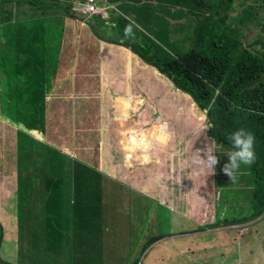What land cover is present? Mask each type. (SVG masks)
<instances>
[{
  "label": "trees",
  "instance_id": "obj_1",
  "mask_svg": "<svg viewBox=\"0 0 264 264\" xmlns=\"http://www.w3.org/2000/svg\"><path fill=\"white\" fill-rule=\"evenodd\" d=\"M75 1L84 0H0V172L4 164L12 163V177L17 167V174L23 176L31 160L33 174L25 175L35 182L43 177L49 185L54 180L55 187L57 178L48 172L49 159L63 153L72 160L74 191L78 185L87 188L86 198L99 203L93 192L98 187L94 188L95 179L100 182L108 175L115 179L128 171L124 154L108 151V141L116 122L114 118L121 119L114 96L125 91L130 61L141 59L143 65L162 73L160 82L153 76L149 78L150 83L160 87L152 103L159 106L165 118L177 124L179 143L183 148L187 146L190 153L205 149L212 142L226 145L225 137L237 128L253 134L255 160L250 166L251 187L246 190L244 187L245 194H235L236 206L231 205L220 222L240 224L261 218L264 215V0H170L182 7L176 12L174 23L166 20L165 12L158 9L152 18L150 11L143 13L150 23L146 32L134 24L145 37L141 44L146 46V53L114 38L112 28L119 27L117 22L124 30L123 23L127 22L124 15L111 12L107 20L101 16L82 19L72 11ZM110 45L130 47L134 54L127 56ZM135 66L138 68L134 74L140 80L141 73L147 70ZM97 77L103 81L101 96L91 105L83 103V97L92 95L93 79ZM142 77L145 78L142 82H148ZM216 89L219 95H215ZM67 91L76 92L83 101L75 103L73 108L80 111L76 126L69 122V108L63 102L62 95ZM151 112L150 109L149 116L143 119L148 126L152 122ZM125 120L130 121L128 117ZM29 143L47 146V156L45 151L44 154L48 169L45 167L38 175V152L34 145L36 158L32 161ZM168 143L173 141L168 139ZM215 155L218 162L213 172L209 174L205 169L208 173L200 174L202 180L213 174L228 179L225 173L217 174L218 167L227 162V156L222 152ZM243 169L244 166L240 171ZM10 172L9 167L5 175ZM147 173L148 170L140 169L134 174L142 178ZM240 178L238 175L237 181ZM149 183L152 194L151 189L154 187L156 192L157 184L152 180ZM137 187H140L138 182ZM196 196L191 195L193 202L207 201L204 195L198 199ZM35 199L41 202V191ZM96 209L95 223L106 215L103 207ZM124 222L131 225L128 220ZM18 232L14 228V236ZM6 238L8 241L7 229L0 224V250ZM156 240L153 238L150 245L147 242L145 250ZM224 242L228 246L229 237ZM161 250L167 253L163 245ZM157 253L150 250L143 264H154ZM224 254L221 252L220 256ZM166 261L167 257L161 258V262ZM0 264L9 263L2 260Z\"/></svg>",
  "mask_w": 264,
  "mask_h": 264
},
{
  "label": "rangeland",
  "instance_id": "obj_2",
  "mask_svg": "<svg viewBox=\"0 0 264 264\" xmlns=\"http://www.w3.org/2000/svg\"><path fill=\"white\" fill-rule=\"evenodd\" d=\"M97 1L103 9L108 6L106 2L108 0ZM109 1L114 6L107 11V15H110L111 12L124 15L127 22L123 25L131 24L134 32V38H124V31L120 28L121 24L117 22L119 27L112 28L114 38L125 42L129 46L134 45L133 47L136 50H142V53H146V46L141 44L145 37L139 34L135 25L141 31L146 32L148 30L150 23L147 15H143V13L150 11V18H152V15L155 16V10L160 9L165 12L163 14L164 18L170 23H174L176 12L182 8L180 5L176 6L170 0ZM102 10L100 11L102 12ZM134 41L140 44L134 43ZM112 47L125 52L127 56L134 54L130 51V47L119 45ZM130 62L132 66H130V69L128 68L127 75L125 74V91L119 96H114L115 105L121 112V119L114 118L116 122L113 123L111 137L108 141V151L111 150L114 153L121 151L124 154V162L128 171L115 179H111L114 177L109 175L100 182L99 179H95L94 188L96 185L98 187L93 192L97 194L99 204L86 198V195H88L85 193L87 188L78 185L76 192L74 191L72 160L66 154H54L49 159L50 170L48 172L52 177L57 178L55 187L53 178H51L53 181L50 185L49 181L46 182L43 177L36 178V182L33 178L29 179L27 175L33 174L31 160H29V168L25 171L27 175L24 174L23 176L17 174V172L19 173L17 167V172H14L12 177V163L10 165L4 164L3 170L0 172V224L2 226L11 225V246L12 240L16 237L13 234L14 228L19 229L22 241L27 239L32 241L33 236L37 235L38 239L48 244L56 237L54 226L61 222V226L64 227L60 228L59 244L63 252L72 250L77 245L78 237H81L84 246L80 249L78 256L84 257L88 262L95 264L104 258L106 264H111L112 259L117 261L118 264H134L136 254L134 253L135 250L128 245L129 242L135 243L139 247V252L142 243H145L152 235L184 234L177 236L176 243H185L190 240L189 235L186 233L194 231L198 225L205 227L211 223L217 224L220 219L223 220L226 211L234 204L235 194H243L244 187L245 190L251 187L249 181L250 178L252 180L253 171L250 170V166H244L243 171L239 173L241 178L238 181L236 180L235 183H232L229 177L228 179L217 177L216 174H213L211 178L201 179L202 175L200 174H207L208 172H204L205 169L195 163L196 153H190L187 146L182 147V143H179L180 129L177 124L173 120L165 118L159 106L152 103L153 100L157 99L160 87L149 81L142 82L145 79L143 77H140L141 81L136 83L133 70L138 67L135 64H138L139 67L151 68L152 66L143 65L141 59L139 62H135L133 59ZM152 68L156 70V68ZM146 74H148L147 71L142 72L141 76ZM157 75L162 76V73ZM131 77H134L135 84L132 83ZM66 82L67 80L63 84ZM131 83L137 87V92L132 90ZM102 90L103 81L97 77L93 79V89L90 92L92 95L83 97L84 102L78 98V94L74 91L63 93V102L68 105V120L71 124L76 126L79 122L76 116L80 115V111L73 110L75 103L81 101L91 105L94 99L101 96ZM125 97L127 101L119 104V100ZM150 109L152 110V122L148 126L143 119L149 116ZM126 117L130 119L129 122L124 121ZM200 117L202 119V116ZM162 123L167 125L169 139L173 143L167 141L161 145L152 140L149 147H139V133L144 130L147 136L153 133L156 127ZM136 129L140 130L139 133L136 132ZM132 140L135 143H131ZM34 145L35 143H29L32 161L36 158L33 151ZM123 145H125V148ZM35 146L39 157V169L36 173L38 175L44 171L45 167L48 169V160L46 161L47 146L38 147L37 144ZM63 152H66V149ZM9 167L11 172L7 176L5 174H7ZM140 169L142 171L148 170V173L142 178L136 177L134 174ZM222 169L223 166H219L217 174L224 173ZM151 180L155 185L157 184L156 192H154V187L151 189L152 194L148 190L150 188L149 181ZM137 182L140 187L143 186V189L137 187ZM203 188L206 189L203 190ZM39 191H41V202L35 199ZM190 193L197 194V199L204 195L207 201L203 203L199 199L201 202L197 203L198 207L196 208L189 196ZM20 194L21 198L19 200ZM75 198L76 200H74ZM98 205L106 209L105 216H107L108 223L100 221L96 225H89L88 223L91 222L90 215L94 216V213L92 210L83 213L82 209L97 207ZM132 206L137 207L132 209ZM127 207L128 210L125 211ZM261 218L264 219V215ZM110 220H113L112 225L109 224ZM124 220H128V224L131 225L126 226ZM263 224L264 220L262 224L251 229V232L260 238L252 240L254 242L252 245L254 251H251L250 246L252 254L258 252L259 246L264 245L261 243L264 240ZM110 233L116 234L110 235ZM122 233H124L123 236H121ZM232 234L237 238L235 231ZM241 241L245 243L244 239ZM238 247L237 242L232 248L233 251H236ZM10 251L12 263H18L15 252L12 248ZM31 258H33V255ZM31 258L25 256L26 262H33ZM224 260L229 261V264H235V260L230 256H226ZM253 262L254 257H250L244 264H253ZM43 263L47 264V260H43ZM217 264H223V262L219 261Z\"/></svg>",
  "mask_w": 264,
  "mask_h": 264
},
{
  "label": "crops",
  "instance_id": "obj_3",
  "mask_svg": "<svg viewBox=\"0 0 264 264\" xmlns=\"http://www.w3.org/2000/svg\"><path fill=\"white\" fill-rule=\"evenodd\" d=\"M106 2L108 3V6L104 7V9L108 11L111 7L113 8L114 4L111 3L109 0ZM143 68L147 70L148 74H146L145 77L147 78L148 81L150 76H153V78L159 82L161 81L160 79L161 76L157 75L159 73L156 70L151 69L150 67H143ZM134 70H133V74H134ZM155 71L157 72V74ZM131 79H132V83L135 84L134 77L133 78L131 77ZM135 79H136V83L140 82L137 76ZM132 83H131L132 85L131 87L132 90H134V88L137 87L133 86ZM102 207L103 206L100 205H98L97 207H89L87 209H82V212L86 213L89 212V210L95 212L97 210L96 208H102ZM106 218L107 216L104 217V220H100V221L107 222ZM90 219L91 222L88 223L89 225H96L98 223V222L95 223L94 216L90 215ZM112 221L113 220H110L109 224L112 225ZM262 223L263 221L256 224L255 226H258ZM226 225L228 224L226 223ZM5 227L7 229V237L9 240L3 243V246L1 247L0 250L1 257L5 260L10 258L11 256L10 250L12 248L20 264H44L43 260H47V264H92L91 262L85 260L84 257L78 256L80 249L84 246L81 237H78L77 245L72 250H68L66 252H63L61 250L59 244V237L61 234L60 228L64 227L61 226V222L54 226L56 231V237L53 239L52 242L49 241L48 244L46 242H42L41 239H38L37 235L33 236L32 241L27 239L22 242L19 231L18 236L12 240L14 241V243L11 246V241H10L11 225ZM115 234L116 233L114 234L110 233V235H115ZM123 234L124 233H122L121 236H123ZM228 237H229V245L226 246L224 241L225 238ZM256 238L259 237L253 235L252 233L245 236L243 238L246 243L245 246V243H243V241L237 240V238L232 234L231 230H228L226 228H217L214 230H206L201 233H197L194 237H192L190 240H187L185 243H176V241L171 242V240H168V243H166L167 244L166 247L165 245H163L165 244V242H161L159 244L154 245L151 251L154 250L155 252H158L157 255L153 257L154 264H217L219 261H222L223 263H229V261L224 260V258L229 255L232 256L233 260H235V264H244L250 257H254L253 264H264V245L259 246L258 252H256L255 254H252L250 252V246H251V251H254L252 250V245L254 244L252 240ZM237 242L239 244V247L237 248L236 251H233L232 248L234 245L237 244ZM261 243L264 244V241H261ZM128 245L130 246V248L135 250L134 253L136 254V257L134 264H136L139 261L140 257L143 255L146 244L142 243L140 252H139V247L136 246L135 243L129 242ZM162 245L166 248L167 253L161 250ZM44 246L45 248L43 249ZM29 249L32 250V252H30ZM221 252H225V254L220 256ZM32 255L33 258H31ZM25 256H30L33 262L30 263L26 262ZM162 257H167V261L161 262ZM37 261H41V262H37ZM95 264H106V261L104 258H102L101 261ZM111 264H118V263L117 261H113L112 259Z\"/></svg>",
  "mask_w": 264,
  "mask_h": 264
},
{
  "label": "clouds",
  "instance_id": "obj_4",
  "mask_svg": "<svg viewBox=\"0 0 264 264\" xmlns=\"http://www.w3.org/2000/svg\"><path fill=\"white\" fill-rule=\"evenodd\" d=\"M89 0H84V1H75L72 4V11L79 15L82 19H86L87 17L91 16H101L103 19L107 20V18L110 16L109 14L107 15V11L103 8L100 7L98 4V1L95 0L96 2V7L98 9L97 13H92V14H84V9L85 5L88 3ZM103 9V10H102ZM102 10V12L100 11ZM106 12V13H105ZM104 17H103V16ZM124 38H134V32H133V27L131 24L126 25L124 28ZM156 71H158L156 69ZM160 74V72L158 71ZM215 95H219V89L215 90ZM211 107V105H209ZM140 131V130H139ZM139 131L136 129V132L139 133ZM169 139V133L167 131V125L162 123L156 129L154 130L153 133L148 134L147 136L145 135V131L142 130L141 133H139V142L138 146L141 148H147L150 146L152 140L158 142L159 144L163 145L166 143ZM225 140L227 144H217L215 142H212L211 144L207 145L205 149H197L194 152L196 153V156L194 158L195 163L199 164L202 166L203 169H206L208 172L212 173L214 170V166L218 162V158L215 155L217 152H222L227 156V162L223 166V172L228 175L232 183H235L237 180V177L240 173V169L242 166H251L254 163L255 160V152H254V136L251 132L245 130L244 128H237L233 130L228 136L225 137ZM125 148V145H123ZM125 150V149H124ZM201 152H203V156H201ZM127 155V154H126ZM125 155V157H127ZM125 163V162H124ZM192 193L189 194L191 197ZM196 195V194H195ZM193 203V201H192ZM197 201L194 202L195 207L197 208ZM264 219L259 218L255 220H251L249 222L245 223H230L228 225L221 223L220 221L223 220H218L217 224L203 227L202 225H198V227L192 231L186 233L189 235L188 238L194 237L197 233H201L206 230H214L217 228H226L228 230H231L232 232L235 231L237 234V240H242L244 236H247L249 234H253L251 232V229L258 223L262 222ZM250 224V225H248ZM248 225V226H245ZM237 228V230H235ZM262 230L264 231V224L262 225ZM181 235H152L146 242L152 241L153 238H157L151 246H149L148 249H146L143 253V255L140 257L139 261L136 264H143V261H146L148 255L147 253L153 248L154 245L159 244L161 242H165V245L167 247L168 240H171V242L177 241V236H182ZM234 235V234H233ZM235 236V235H234ZM236 237V236H235ZM264 241V240H263ZM23 242V241H22ZM14 243V241H13ZM12 243V244H13ZM32 251V250H30ZM232 257L231 255H229ZM5 261L9 264H20L18 263H12V254L10 258L7 260L3 259L0 257V261ZM223 264H229V263H223Z\"/></svg>",
  "mask_w": 264,
  "mask_h": 264
},
{
  "label": "built area",
  "instance_id": "obj_5",
  "mask_svg": "<svg viewBox=\"0 0 264 264\" xmlns=\"http://www.w3.org/2000/svg\"><path fill=\"white\" fill-rule=\"evenodd\" d=\"M97 12L98 9L96 7L95 0H89L88 3L85 5L84 14H92Z\"/></svg>",
  "mask_w": 264,
  "mask_h": 264
},
{
  "label": "bare ground",
  "instance_id": "obj_6",
  "mask_svg": "<svg viewBox=\"0 0 264 264\" xmlns=\"http://www.w3.org/2000/svg\"><path fill=\"white\" fill-rule=\"evenodd\" d=\"M118 96H119V95H118ZM125 101H126V99H125ZM118 103H119V104H120V103H122V102H121V100H119V102H118Z\"/></svg>",
  "mask_w": 264,
  "mask_h": 264
}]
</instances>
